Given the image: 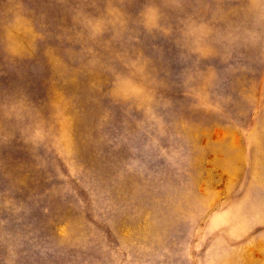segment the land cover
I'll return each instance as SVG.
<instances>
[{"label":"rangeland","instance_id":"obj_1","mask_svg":"<svg viewBox=\"0 0 264 264\" xmlns=\"http://www.w3.org/2000/svg\"><path fill=\"white\" fill-rule=\"evenodd\" d=\"M0 264H264V0H0Z\"/></svg>","mask_w":264,"mask_h":264}]
</instances>
